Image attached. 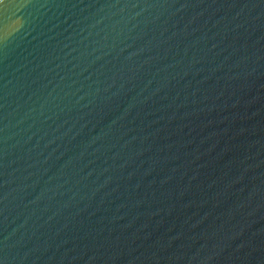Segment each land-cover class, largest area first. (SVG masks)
Here are the masks:
<instances>
[{
  "label": "water",
  "instance_id": "obj_1",
  "mask_svg": "<svg viewBox=\"0 0 264 264\" xmlns=\"http://www.w3.org/2000/svg\"><path fill=\"white\" fill-rule=\"evenodd\" d=\"M0 264H264V0H0Z\"/></svg>",
  "mask_w": 264,
  "mask_h": 264
}]
</instances>
